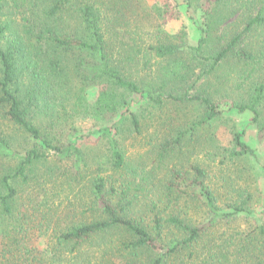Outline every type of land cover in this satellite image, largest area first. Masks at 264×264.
Segmentation results:
<instances>
[{"label": "trees", "instance_id": "16d2710c", "mask_svg": "<svg viewBox=\"0 0 264 264\" xmlns=\"http://www.w3.org/2000/svg\"><path fill=\"white\" fill-rule=\"evenodd\" d=\"M183 1L187 8H200L207 17L195 46L188 45L184 32L156 33V45H142L143 32L138 27L131 32L129 22L142 11L140 0H0V264H264V224L237 244L231 239L227 244L231 249L223 253L209 249V230L215 220L191 223L181 217L185 205L180 203L177 186L185 180H192V201H202L213 219L235 216L250 201V195L244 199L237 195L230 211L221 213L208 185L209 175L199 165L193 164L190 172L181 174L176 166L168 169L163 164L166 173L158 179L163 190L145 206L150 213L135 210L138 192L157 179L151 178V172L160 170L182 144L195 141L198 127L218 119L219 107L212 97L198 92L190 95V91L201 80L216 75L226 61L233 59L252 69L264 64V41L260 46L245 41L247 33L264 30V0ZM234 3L238 8H259L255 16L245 18L239 33L214 49L212 31L225 23V6L230 10ZM152 60L163 65L153 67ZM255 80L246 85L245 108L237 103L234 107L241 112L248 109L257 122L264 81ZM93 89H97L96 97L90 100ZM126 95L141 97L138 111L129 109ZM188 103L198 105L200 117L180 128H169L171 137L153 147L157 166L151 172L145 171L143 161L138 165L127 162L115 138L123 128L139 135L152 110ZM116 116L104 129L109 157L103 163H86L74 142L61 140L60 128L69 127L74 118L109 123ZM14 129L61 159L71 160L73 176H66V167H47V155L38 149L18 153L11 145ZM233 144L230 159L252 154L237 132ZM85 178L89 185L80 207L89 215L66 227L58 225L61 220L57 219L52 240L40 251L35 241L58 216V209L45 211L46 187L52 181L62 188L76 187ZM22 187L43 189L45 209L38 212L34 207L33 213L40 216L32 227L28 226L29 213L19 211ZM29 231L40 233L31 240L26 235ZM95 251L99 257L90 255ZM142 256L148 259L141 261Z\"/></svg>", "mask_w": 264, "mask_h": 264}, {"label": "rangeland", "instance_id": "374dc122", "mask_svg": "<svg viewBox=\"0 0 264 264\" xmlns=\"http://www.w3.org/2000/svg\"><path fill=\"white\" fill-rule=\"evenodd\" d=\"M9 1V0H7ZM143 5L142 11L130 17V30L136 32L138 27L143 32L142 38L144 43L148 45L153 43L156 45L157 39L154 38L156 33H168L175 35L180 32L186 34L188 45L195 46L199 37H201V29L207 25V17L200 8H187L183 0H140ZM225 6L224 11L227 17L225 23L221 24L216 30H213V45L214 49L226 43V41L235 33H239L245 26V18L253 17L258 11L259 5H249L248 9L238 8V4ZM223 9L220 8L218 10ZM167 12L166 14H164ZM147 13V14H146ZM246 44L254 43L255 46L262 45L264 41V30L259 28L246 35ZM213 49V50H214ZM209 52H212L209 46ZM186 59V58H185ZM159 61L152 60L153 66ZM187 64H184V66ZM154 67V66H153ZM244 65L233 59L226 61L221 66L220 71L211 77L201 80L196 89L190 91V95L198 92L207 97H212L213 102L217 105L220 111L218 119L206 124L203 127L197 128L195 141L190 145L182 144L179 152H176L169 160H165L160 165V170L151 172L153 167L157 166L156 149L157 145L171 137L170 129L182 127V123L189 124L191 121L197 120L201 112L198 105L188 103L179 106L172 104L165 105L161 111L152 110V113L146 115V122L142 133L132 134L127 128H123L115 138L124 149V155L127 162L138 165L141 161L144 162V169L151 172V178L156 176L157 179L150 181V186L144 192H138L139 198L134 206L135 210L140 213L141 209H146L145 206H150V202L156 199L162 193V187L158 179H161L166 169L162 168L163 164H167L168 169L176 168L179 173L185 174L191 171L189 167L193 164L199 165L208 173V185L214 196L217 198V206L222 209L221 213H228L229 206L237 199V195H241L243 199L246 195H250V201L247 209L235 216H224L218 219H213L207 214L202 206V201H197L195 204L190 180H185L184 183L177 186L181 192L180 203H184L185 207L181 210V217L191 223L203 222V218L209 219L212 224L209 230V238L212 241L209 243V249L213 251L221 250L226 253L231 248H228V242L234 239L237 244L238 240L244 236L257 232L254 230L264 224V100L262 101L259 110L260 117L258 121L253 120V114L248 109L243 112L234 107V103L239 104L238 107L245 108L246 102V85L249 81L256 82L255 79L264 81V64ZM196 74L199 70L195 69ZM97 90V89H96ZM96 90L89 91V99H95ZM243 95V96H242ZM127 102L130 104L131 111H138L143 100L139 95H126ZM240 101L242 103L240 104ZM124 111V109H123ZM118 116L109 120V123H97L93 119H72L69 127L60 128V137L62 141L74 142L82 153L84 161L88 164L103 163L109 157L108 136L105 130L112 121H115ZM164 124L162 125V123ZM241 134L242 141L251 149L252 154L242 156L236 159L232 158L234 148L233 134ZM198 135V136H197ZM198 137V139H197ZM186 144V142H185ZM11 145L21 155L27 149L35 148L47 155V167L62 168L66 167V176H73L71 168V160L61 159L55 155V152L44 149L33 141L24 132L14 129L11 133ZM109 166L104 165V169L108 170ZM163 170V171H162ZM60 171V170H59ZM59 171L57 174H59ZM169 171V170H168ZM190 176L192 174L190 173ZM186 176V177H190ZM85 178L76 185V187L63 188L59 184H54L53 181L46 187L44 199L47 200V208L43 206V196L40 189L28 190L25 187L20 188L18 194L19 211L27 212L28 226L32 227L39 219V213H33L34 207L38 212L43 209L45 211H53L58 209V216L51 224V228L44 234L40 232L29 231L26 233L29 239L33 240L36 236L40 237L35 241V246L40 251H44L47 240H52V227L60 219L61 227H66L78 222L79 219L85 218L89 213L87 209L80 207L83 204V199L86 196L87 186ZM208 179V178H207ZM56 186V188H54ZM198 191V190H195ZM196 205V206H195ZM161 209L164 205L160 204ZM147 210V214L150 213ZM145 211V210H144ZM25 228H27L25 224ZM211 233H214L211 235ZM171 236L167 237L170 239ZM100 254L90 252V255ZM182 256H185L183 254ZM148 256H142L141 261H146ZM95 261L96 259H92Z\"/></svg>", "mask_w": 264, "mask_h": 264}]
</instances>
